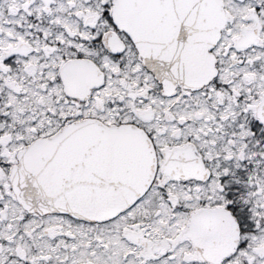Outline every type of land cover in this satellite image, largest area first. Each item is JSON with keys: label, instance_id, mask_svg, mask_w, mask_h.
Listing matches in <instances>:
<instances>
[{"label": "snow or ice", "instance_id": "6c2138e0", "mask_svg": "<svg viewBox=\"0 0 264 264\" xmlns=\"http://www.w3.org/2000/svg\"><path fill=\"white\" fill-rule=\"evenodd\" d=\"M0 264H264V0H0Z\"/></svg>", "mask_w": 264, "mask_h": 264}]
</instances>
